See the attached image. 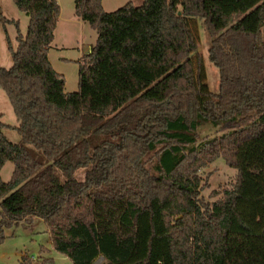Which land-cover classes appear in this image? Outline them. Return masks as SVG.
<instances>
[{
    "label": "trees",
    "instance_id": "obj_1",
    "mask_svg": "<svg viewBox=\"0 0 264 264\" xmlns=\"http://www.w3.org/2000/svg\"><path fill=\"white\" fill-rule=\"evenodd\" d=\"M28 16L12 65L0 67L20 142L0 114V243L4 229L40 218L72 264H264V0H73L96 32L77 62L78 87L52 67L56 0H12ZM180 11V14H178ZM218 69L209 90L196 22ZM10 22L0 7V26ZM205 124L230 127L204 136ZM221 157L236 169L210 202L199 169ZM85 169L82 180L75 172ZM218 193L213 192V195ZM122 201L118 222L98 225V201ZM19 264H54L21 255Z\"/></svg>",
    "mask_w": 264,
    "mask_h": 264
},
{
    "label": "rangeland",
    "instance_id": "obj_2",
    "mask_svg": "<svg viewBox=\"0 0 264 264\" xmlns=\"http://www.w3.org/2000/svg\"><path fill=\"white\" fill-rule=\"evenodd\" d=\"M59 1L60 8L55 29V44L52 42V46L48 52L55 68L65 79V91L72 92L77 90L78 87L76 61L84 55L85 45L95 43L96 32L84 20L74 22L75 20L72 18L74 13L73 0ZM125 1L127 0H104V5L112 10L122 5ZM131 1L134 4H140L143 0ZM0 7L4 16L10 20L5 26H0V67L8 68L12 65V59L7 39L11 47L15 49L18 30L23 36L26 33L28 16L20 11L12 0H0ZM195 28L198 44L196 53L202 58L207 86L209 90L216 93L218 91L219 74L218 69L208 60L207 52L210 36L200 21L196 22ZM262 30L264 38V27ZM64 44H67L68 50L62 51L60 48L66 46ZM63 58L72 60H65ZM0 114L1 121L9 125V127L3 129L6 138L13 143L20 142V136L14 128L17 125L16 116L5 92L1 88ZM228 129L230 127H214L205 124L199 128V140L204 136L219 135ZM12 169L13 163L6 161L0 169L2 181L6 182L9 180ZM84 170L82 168L75 172V177L78 180H82ZM199 175L202 180L200 195L204 201L208 202L220 197L224 189L231 188L237 176L236 169L226 165L221 157H216L212 161L205 162L199 169ZM213 192L218 194L213 195ZM122 207L123 202L121 200L113 202L98 201L96 203L98 225L103 229L119 230L121 233L127 232L128 229L118 222V215ZM4 235L5 238L0 243V264H19L21 255L38 256L39 254L43 257H51L54 264H72L66 256L53 249L48 232L40 218L35 217L29 223H21L10 228H5Z\"/></svg>",
    "mask_w": 264,
    "mask_h": 264
},
{
    "label": "crops",
    "instance_id": "obj_3",
    "mask_svg": "<svg viewBox=\"0 0 264 264\" xmlns=\"http://www.w3.org/2000/svg\"><path fill=\"white\" fill-rule=\"evenodd\" d=\"M128 1H130V2H132L131 0H127V1H125L123 4H125L126 2H128ZM56 2H57V4L59 5V8H60V1L59 0H56ZM74 3V2H73ZM101 4H102V7L104 8V10H106V11H112V10H115L116 8H118V7H120V6H122V5H120V6H118V7H116L115 9H112V10H110L108 7H106L105 5H104V0H101ZM133 5H140V4H134V3H132ZM72 18H73V20H75L74 22H79L78 20H82V19H80L79 17H75L74 16V13H73V15H72ZM57 21H58V19H57ZM84 22H86V21H84ZM57 25V24H56ZM55 29H56V26H55ZM55 29H54V38H53V41L52 42H54L53 44H55ZM72 39H74V38H72ZM72 41H75V40H72ZM72 41H70V42H72ZM70 42H68V43H70ZM64 45H66V46H63V47H61L60 49L63 51V50H68V48H67V44H64ZM92 45L93 44H91V43H89L88 45H85L84 46V51H85V53H87V52H89L90 51V49H91V47H92ZM51 46H52V43H51ZM73 47V46H72ZM51 48V47H50ZM49 48V49H50ZM49 51V50H48ZM85 53H83V54H85ZM78 58V57H77ZM48 59H49V61H50V63H51V65H52V67L54 68V69H56L55 68V66H54V64H53V62H52V60H51V58L49 57V52H48ZM63 59H65V60H72V59H68V58H63ZM55 71H57V69L55 70ZM58 72V71H57ZM59 73V72H58ZM39 256H41V257H43L41 254H39ZM46 258V257H45ZM49 258H51V257H49Z\"/></svg>",
    "mask_w": 264,
    "mask_h": 264
},
{
    "label": "water",
    "instance_id": "obj_4",
    "mask_svg": "<svg viewBox=\"0 0 264 264\" xmlns=\"http://www.w3.org/2000/svg\"><path fill=\"white\" fill-rule=\"evenodd\" d=\"M178 14H180V11H178Z\"/></svg>",
    "mask_w": 264,
    "mask_h": 264
},
{
    "label": "built area",
    "instance_id": "obj_5",
    "mask_svg": "<svg viewBox=\"0 0 264 264\" xmlns=\"http://www.w3.org/2000/svg\"><path fill=\"white\" fill-rule=\"evenodd\" d=\"M34 258V256H32Z\"/></svg>",
    "mask_w": 264,
    "mask_h": 264
}]
</instances>
